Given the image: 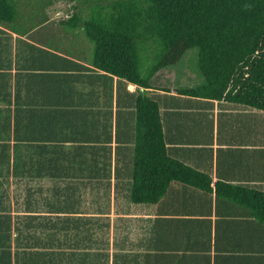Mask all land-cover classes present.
<instances>
[{
  "label": "trees",
  "instance_id": "16d2710c",
  "mask_svg": "<svg viewBox=\"0 0 264 264\" xmlns=\"http://www.w3.org/2000/svg\"><path fill=\"white\" fill-rule=\"evenodd\" d=\"M38 2L39 0H0V24L7 26L13 33L23 34L18 22L23 20L26 11L35 9ZM84 2V7L81 8L74 5L75 11L70 19L60 23L65 26V30L68 26L73 30L82 29L86 32L94 43V56L90 60L92 67L117 78L120 85L127 83L138 87L134 103L130 105V109L127 107L131 110V120L123 127L117 116L115 139L111 131L105 135H83L77 129H66V132L61 130L62 138L57 137V147H52L51 139L46 138L42 132L31 129L42 125L43 118L21 101L19 84L15 109L12 108L9 100L11 93L5 91L8 84H11V78L2 75V80L8 84L3 85L4 100L0 102L9 103L7 111L0 110V176L5 181L0 193L2 264H13V260L14 264H53L43 249L46 248L48 253L50 247H53L54 239L58 241L57 235L50 231L60 228L63 222L42 215L37 217L33 208L37 198V183L49 182L46 179L58 180L56 183H68L71 180L99 184L107 182L111 187L114 178L121 183L118 190L128 193L125 209L119 210L121 213L136 211L138 206H154L164 198L174 182L201 187L193 184L198 183L201 175L188 170L184 163L173 157L166 131L170 123L168 119L172 116L180 117L181 114L188 117L186 112L195 109L187 107L189 102L197 107L201 105L203 112L211 108V119L206 125H210L211 135H214L216 123L212 106L215 102L264 112V0ZM86 4L95 6L89 10ZM34 12L38 15L37 18L42 14L36 10ZM81 12H91V15L85 16ZM54 47V44H49L47 48ZM48 49H42V52L49 63L60 58ZM192 49L199 50L198 68L205 83L196 88L180 89L177 96L169 88L156 89L152 84L154 77L162 70L177 66ZM28 59L25 56V60ZM54 64L37 68L40 72L35 77L50 71ZM49 67L51 69H47ZM46 78L49 80L50 74ZM69 78L71 76L66 77V80L62 79L64 89L62 85H53L51 89L45 90L43 81L46 80L43 76L36 81L43 84L40 92L48 95L61 93L64 96L60 95L59 99L65 101V95L72 92ZM73 118L72 116L69 120L70 123L74 121ZM69 122L63 124H70ZM125 127L129 132L127 129L123 130ZM114 141L115 149L108 145H97H111ZM64 144L78 146L74 150L65 151ZM13 177L20 180L17 183L16 201L25 193L29 199L23 217L13 218L10 214L9 190ZM201 181L202 190L212 193L211 181L207 184ZM223 187L228 189L227 195L234 202L253 206L256 217L264 225V192L242 187ZM65 189L64 192L57 190V195L65 196V205L58 207L48 203L47 206L54 212L71 216L76 211V203L72 201L77 190L76 187L73 189V183ZM216 191L220 195V186L217 185ZM39 220L42 221L39 226L45 230L43 233L42 228H37ZM87 224L91 223L80 219H66L63 226L68 228V225H73V230L78 231L80 226ZM79 236L77 232L74 237ZM68 237L70 240L71 237ZM75 241L79 246V241ZM89 241L91 238L88 237ZM95 254L97 257H92V262L90 257H86L84 262L90 260L91 264H109L108 253ZM69 260V264H80L81 258L76 260V257H70ZM135 260L137 258H133L134 263ZM59 264H65L64 257L59 258Z\"/></svg>",
  "mask_w": 264,
  "mask_h": 264
},
{
  "label": "crops",
  "instance_id": "0c3cea01",
  "mask_svg": "<svg viewBox=\"0 0 264 264\" xmlns=\"http://www.w3.org/2000/svg\"><path fill=\"white\" fill-rule=\"evenodd\" d=\"M39 1L53 3V0ZM34 11L30 8L25 12L23 20L18 22L23 34L13 33L7 26L0 24V100H4L3 85L8 84L2 80V75H8L11 84H8L5 91L11 93L9 100L12 108L15 109L19 84L21 101L43 118L42 125L31 129L51 139L52 147H57L56 138H62L61 130L66 132V129H77L83 135H105L111 131L115 139L117 116L123 127L131 120V110L127 107L130 109L134 103L138 87L127 83L120 85L117 78L92 67L86 56L89 50H82L83 57H69L58 54V50L54 52L48 49V45L53 44L50 42L48 26L52 22L69 20L72 13L66 14L60 9L50 15L42 13L37 18ZM28 20L31 24H28ZM37 20L41 26H36ZM42 49H48L60 58L49 63ZM25 56L29 59L25 60ZM48 64H54L52 69L47 68L52 71L35 77L40 72L37 68L47 67ZM47 74H50L49 80ZM42 76L46 80L43 81L45 90L51 89L53 85H62L64 89L62 79L71 76L69 82L72 92L65 95L67 100L60 101L61 93L48 95L40 92L43 84L37 81ZM178 90L170 89L174 96H177ZM7 106L8 102H0L1 111H7V108L4 109ZM187 107L195 109L186 112L188 117L181 114L180 117L172 116L168 119L170 123L166 131L173 157L184 163L188 170L201 175L198 183H193L201 187L174 182L156 205L138 206V217L130 225V232H125L127 235L120 241L110 240L111 247L115 249L109 253V264H264V225L256 217L253 206L234 202L227 195L228 189L223 187H242L264 192V112L215 102L212 107L216 126L214 135H211L210 125H206L211 119V108L203 112L201 105L197 107L190 102ZM72 116L74 121L70 123ZM66 122L72 125L63 124ZM123 130L126 131V127ZM97 145L116 148L115 141L111 145ZM77 146L63 145L65 151L74 150ZM201 180L206 184L211 181L212 193L202 190ZM4 183L0 176V193ZM120 184L114 178L111 181L113 205L118 206V210L125 209L128 199L127 192L118 190ZM217 185L220 186V195L216 191ZM17 189L18 184L14 191L11 178V212L15 211ZM121 225L117 228H121ZM123 227V230H127V226L123 224ZM64 243L54 239L48 253L46 248L43 249L53 264H59L62 256L76 257V260L81 258L80 264H91L93 258L97 257V254L88 251L63 254L53 250L61 248ZM86 257H90L91 262H84ZM133 258L138 261L134 263ZM2 263L4 261L0 257Z\"/></svg>",
  "mask_w": 264,
  "mask_h": 264
},
{
  "label": "rangeland",
  "instance_id": "374dc122",
  "mask_svg": "<svg viewBox=\"0 0 264 264\" xmlns=\"http://www.w3.org/2000/svg\"><path fill=\"white\" fill-rule=\"evenodd\" d=\"M77 1L73 2L72 0H53V3H43L39 1L35 7V10L37 13H47L50 15L51 13L58 12L61 9L64 13L71 14L75 11L73 8L74 5H79L80 8L84 7V0ZM86 6L89 10H91L95 5L86 4ZM81 14H86L85 16H89L91 15V12H81ZM28 24H31L30 20H28ZM36 26H41V23L38 20ZM48 31L51 32V40L56 46L54 49H52L54 52L58 50V54L69 57H83L82 50L86 49L87 51L89 50V53L86 54L87 61L92 60L94 56V43L88 38L86 32L82 31V29L73 30L67 26L65 30V26L61 23L52 22V24L48 26ZM198 59V49H192L188 51L181 63H178L177 66L159 72L153 79V85H155L157 89L169 88L174 90L183 88H196L203 85L205 80L199 72ZM135 89L136 88L133 90ZM6 108H8V106L4 107V109ZM127 131L129 130L127 129ZM18 182L19 179L13 177L14 191ZM67 182L68 183L44 182L37 183L35 185L37 190V198L36 204H34L33 208L35 213H37V217L40 218V215L46 216L45 218H52L54 221L59 220L60 223L63 222L64 224H66V219H80L83 222L88 221L91 224L80 226L78 231L73 230V225H68V228H65L66 225L63 226V223L60 228L58 227L56 229H52L50 232H52L55 236L57 235L58 242L65 241L61 248H55L53 250L62 252L63 254L77 253L78 250L83 253L86 251L89 253H111L115 247H111L110 240L114 239L120 241L125 235H127L125 232H130V225L137 220L138 211L121 213L118 210V206L114 207L112 199L113 197L111 195V187L108 186L107 182H102L101 184L88 183V181ZM71 183H73V189L76 187L77 190L75 198L72 201V203H74V201L76 203L74 209L76 211L74 214L70 216L66 213L52 211L49 205L47 206V204H54L58 207L65 205V196H61L59 194L57 195V190L64 192L66 190V186ZM5 186H8V183H6ZM24 189L26 191V188ZM28 200L29 199L27 198L26 193L21 194L19 201H14L15 211H12L11 213H14L15 217L18 215L19 217L25 216L24 214L27 210V203L29 202ZM109 201L111 202L110 204ZM37 223V228L41 229L42 227L39 226V224L42 223V221L39 220ZM123 224L127 226V230H123L125 229ZM119 225H121V228L118 229L117 227ZM43 232H45V230L42 228V233ZM77 232L80 234V236L75 238L74 236ZM36 235L38 236L39 234ZM68 235L71 237L70 240H67L69 239V237H67ZM88 237L91 238V241L89 242ZM75 240L79 241V246ZM69 258L70 257H64L65 264H69Z\"/></svg>",
  "mask_w": 264,
  "mask_h": 264
}]
</instances>
